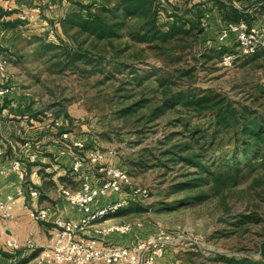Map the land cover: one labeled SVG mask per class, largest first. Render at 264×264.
I'll use <instances>...</instances> for the list:
<instances>
[{"label":"rangeland","instance_id":"rangeland-1","mask_svg":"<svg viewBox=\"0 0 264 264\" xmlns=\"http://www.w3.org/2000/svg\"><path fill=\"white\" fill-rule=\"evenodd\" d=\"M157 1L160 21L172 20L174 14L192 17L197 9H205L208 16L204 18V32L198 37L183 36L166 44L133 40L127 30H123L121 38L99 40L55 22L28 26L19 32L9 55L13 92L28 96L27 104L19 111L31 106L39 115L35 119L50 123L51 128L61 133L68 131L80 136L85 146L79 147V154L99 151L103 160H112L127 169L136 185L151 189L148 198L136 200L133 206L128 204L114 219L136 224L133 233L136 239L158 231L180 237L157 264H228L229 256L260 258L264 249V164L247 172L239 184L220 191L213 188V183L176 191V185L188 174L183 162H173L170 153L164 154L183 137L179 132L183 129L181 124L171 123L175 113L150 120L154 107L161 101L160 94L132 114L125 116L120 111L130 103V95L135 91L158 88L157 76L176 80L177 90L211 89L249 100L255 87L264 84V57L254 60L255 54L239 55L231 66H225L224 53L220 55L212 50L222 24L215 16L211 0ZM254 12V18L264 13ZM135 23L133 19L131 27ZM48 42L85 50L95 60L64 68V57L54 56L62 48L50 51L45 48ZM134 68L141 69L142 75L148 74L143 70L157 74L145 76V85L139 89L135 85ZM186 71L189 73L183 75ZM12 112L9 108L7 113ZM56 119L60 124H55ZM189 120L192 124L200 122L202 128L211 127L206 115ZM222 145L223 150L207 152L209 162L219 155L230 157L234 145L227 139ZM195 147L200 150V144ZM110 150L116 153L110 154ZM223 160H217L214 166L227 169ZM141 161L146 164H140ZM79 185L80 181L71 180L68 187L76 189ZM192 194L204 197L177 202ZM241 213H255L259 220L236 225Z\"/></svg>","mask_w":264,"mask_h":264},{"label":"trees","instance_id":"trees-1","mask_svg":"<svg viewBox=\"0 0 264 264\" xmlns=\"http://www.w3.org/2000/svg\"><path fill=\"white\" fill-rule=\"evenodd\" d=\"M216 4L225 22L251 23L254 19L253 11L239 9L223 0H216ZM74 5L75 8L62 18V25L77 28L78 31L99 40L121 38L123 30H127L133 40L145 43L159 41L166 44L183 36L198 37L205 30L203 22L208 15L205 9L200 8L192 17L174 14L172 20L160 21V6L157 0H74ZM3 12L4 9L0 8V15ZM133 19L136 20L135 27H131L130 24ZM207 22L210 24V20ZM5 23L14 26L17 21ZM216 39L212 50L220 55L236 45L221 43L218 38ZM63 44L48 42L45 48L50 51H56L59 46L62 48V52L54 53V56L64 57V68L66 65L75 66L79 62L88 64L95 60V57L85 50ZM205 56H208V53H205ZM209 56L212 58V55ZM261 57H264V50L255 53L253 59L258 60ZM134 70L137 80L135 85L139 89L145 85V76L151 77L157 74V71L143 70L148 74L142 75L141 69L134 68ZM188 73L189 71H186L183 75ZM156 82L158 88L154 87L152 91H135L131 94L130 103L120 113L125 116L132 114L148 106L159 94L161 101L154 107L150 120L154 121L170 112L175 113L171 123L181 124L183 129L179 132L184 138H180L177 143L166 149L164 154L170 153V160L173 162H183L188 174L184 181L176 185V191L209 183H213V188L220 191L225 187L239 184L241 177L247 172L255 171L264 164V84L255 87V93L249 95V100H240L211 89L177 90L174 88L177 81L167 76H157ZM29 108L27 111H33L31 106ZM33 114L39 116L36 111H33ZM199 115H206L210 119L211 127L202 128L200 122L195 124L190 122L189 118ZM225 139L234 145L231 152L229 151L230 157L219 155L214 161L209 162L207 152L213 149L223 150L222 142ZM196 144H200L199 151L195 147ZM217 160H223L227 169H217L214 166ZM140 164L146 163L141 161ZM203 197L202 194H192L177 202L200 200ZM135 201L131 199L130 206H133ZM125 208H120L116 213H122ZM241 214L235 221L236 225L244 224L249 220H259L255 213ZM226 261L228 264H264V249L260 258L229 256Z\"/></svg>","mask_w":264,"mask_h":264},{"label":"crops","instance_id":"crops-1","mask_svg":"<svg viewBox=\"0 0 264 264\" xmlns=\"http://www.w3.org/2000/svg\"><path fill=\"white\" fill-rule=\"evenodd\" d=\"M211 1L220 24L225 23L216 0ZM223 1L239 9L253 12L264 11V0ZM0 8L5 11L0 15V46L11 55V47L15 46V38L19 32H24L28 26L37 27L54 22L61 24L62 18L73 10L75 5L74 0H0ZM30 9H32V16L22 18L21 14H27L26 12ZM263 16L264 13L262 17L254 18L252 22L261 21ZM7 21H17V24L9 26L5 23ZM9 71L12 72L11 65ZM26 98L28 99V96L19 95L16 91L8 95H0V194L17 193L19 188L25 191L23 195L18 196L14 216L0 220V264H58L42 257L43 249L53 242L56 228L54 219L57 216L80 218L79 211L64 197L62 189L68 186L71 180L81 181L85 173L90 174L95 182L99 180L100 175L96 166L90 163H85L79 173L72 171L77 156L86 155L77 152L81 148L73 145L72 139L83 141L82 138L70 132L72 139H64L62 133L66 131L61 133L51 128L50 123L35 119L38 117L34 116V110L19 111L27 104ZM28 103L30 104V101ZM9 108L13 110L12 113H7ZM20 138L26 141L32 140L35 143L37 149L34 151L36 154L34 160L27 157L28 151L24 147L26 141ZM16 159L22 160L21 170L12 167ZM103 162L118 165L112 160H103ZM32 188L37 189L39 195L32 196L30 193ZM119 197L118 194L110 195L97 201L96 205ZM36 207H50V218L48 220L33 218L30 210ZM117 214L114 213L108 221L95 224L88 229L87 234L98 235L118 243L133 239V235L119 237L116 234L104 235L99 232L102 228L117 222L114 219ZM11 237L20 241L22 246L14 248L9 245L8 240ZM28 240H32L35 246L29 247L26 244Z\"/></svg>","mask_w":264,"mask_h":264},{"label":"built area","instance_id":"built-area-1","mask_svg":"<svg viewBox=\"0 0 264 264\" xmlns=\"http://www.w3.org/2000/svg\"><path fill=\"white\" fill-rule=\"evenodd\" d=\"M199 1L207 2L208 0ZM26 13H22L21 17L32 16V9ZM217 38L221 43L236 44L231 50L226 51L222 58L225 66H231L239 55H253L264 50V16L259 22H225ZM10 62L9 54L0 46V95L13 92V78L9 71ZM55 124H60V120L56 119ZM62 137L72 139L68 131L62 133ZM72 144L76 147L85 146L83 141L74 139H72ZM24 147L28 151L27 157L34 160L36 158L34 151L37 149L35 143L27 140ZM109 153L115 154L116 151L110 150ZM85 163L96 166L100 178L95 182L90 174L85 173L78 188L63 187L64 197L77 208L80 218L55 217L56 228L53 242L43 249V259L58 264H156L157 260L166 254L168 248L176 240H180V237L158 231L154 235L137 239L134 237L129 242L118 243L98 235L87 234L88 229L99 222L108 221L120 208L127 206L131 199L148 198L151 195V189L136 185L130 172L123 166L103 162V154L99 151L77 156L72 171L79 173ZM12 167L21 170L22 160H14ZM24 192L23 188H19L17 193L0 194V220L14 216L18 196L23 195ZM30 193L32 196L39 195V191L35 188H32ZM113 194H118L120 197L96 205L100 199ZM30 215L35 219L48 220L51 208H32ZM135 230L136 224L131 222H113L99 232L104 235L131 236ZM8 244L14 248L22 246V243L13 237L8 240ZM26 244L29 247L35 246L32 240H28Z\"/></svg>","mask_w":264,"mask_h":264}]
</instances>
